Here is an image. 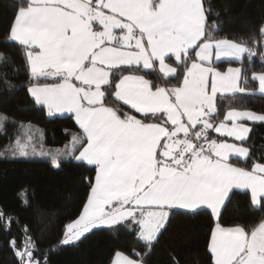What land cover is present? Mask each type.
I'll return each mask as SVG.
<instances>
[{
  "label": "snow or ice",
  "instance_id": "6c2138e0",
  "mask_svg": "<svg viewBox=\"0 0 264 264\" xmlns=\"http://www.w3.org/2000/svg\"><path fill=\"white\" fill-rule=\"evenodd\" d=\"M17 4L9 40L25 48L32 79L58 81L35 84L30 95L47 107L49 115L72 113L82 130V135L72 136L64 153L47 155L55 168L67 154L96 170L82 212L66 225L61 244L129 219L150 244L172 209L206 206L217 219L209 241L212 264H264V222L251 230L219 223L233 188L250 190L252 205L264 206V164L255 163L251 170L236 167L229 162L230 155L248 158L249 150L208 138L214 129L244 141L250 129L239 121L264 122V115L234 109L218 126L211 122L218 115V95L231 94L235 100L237 94H256L241 86L248 80L242 68L219 71L213 62L240 61L245 54L251 62L257 55L254 49L247 42L214 38L212 33L219 28L208 23L211 10L203 0H17ZM260 31L264 35V27ZM260 55L264 60V53ZM171 57L184 68L178 86L161 87L133 74L156 70L158 65L163 77L177 76V68L166 63ZM251 79L258 80L259 94H264V72L253 73ZM109 97L142 118L108 106ZM7 119L0 114V122ZM31 140V135L24 143L17 139L13 154L27 156ZM12 222L9 217L5 226L10 228ZM22 231L27 232V226ZM26 239L21 250L15 248V239L10 241L19 264H40L34 258V243ZM113 264L137 262L117 252Z\"/></svg>",
  "mask_w": 264,
  "mask_h": 264
},
{
  "label": "trees",
  "instance_id": "16d2710c",
  "mask_svg": "<svg viewBox=\"0 0 264 264\" xmlns=\"http://www.w3.org/2000/svg\"><path fill=\"white\" fill-rule=\"evenodd\" d=\"M210 9L209 24L219 30L213 31L216 39L227 38L235 42H247L246 46L257 53L251 60L247 54L240 61L222 60L213 63L219 70L238 65L247 76L248 92H254L258 81L251 79L253 73L264 72V0H203ZM17 0H0V112L8 119L0 131V149L12 145L17 137L32 133L31 142L37 148L62 146L70 137L82 135L72 115L49 116L45 107L35 102L29 93L33 83L55 80L30 77L25 48L9 40V28L13 21ZM190 55L194 58V53ZM178 74L165 78L157 70L139 71L158 86H178L183 79V67L168 59ZM190 63V62H189ZM124 74H129L125 72ZM11 84L14 87L6 86ZM105 103L130 112L137 118L140 114L117 103L109 97ZM218 115L212 123L223 121L230 110H247L264 115V94L218 95ZM250 129L244 141L221 136L209 130L208 138L232 141L249 150L248 158L231 157L235 165L251 169L255 163L264 164V122L244 121ZM27 125V126H26ZM52 161L28 154L25 158H0V264H19L10 241L21 250L28 237L34 243L35 260L40 264H109L115 252H121L142 264H212L209 238L216 217L207 207L196 210L174 208L170 211L165 227L150 244L139 237L138 227L130 221L119 222L111 227H97L86 233L79 241L61 244L65 225L81 212L96 173L95 166L79 162L71 157L62 158L59 168ZM25 200L27 203H25ZM9 217L13 222L9 227ZM18 221V223L16 222ZM264 222V206L254 207L247 189H232L221 209L219 223L224 227L243 226L251 230ZM27 226V232L22 229Z\"/></svg>",
  "mask_w": 264,
  "mask_h": 264
},
{
  "label": "rangeland",
  "instance_id": "374dc122",
  "mask_svg": "<svg viewBox=\"0 0 264 264\" xmlns=\"http://www.w3.org/2000/svg\"><path fill=\"white\" fill-rule=\"evenodd\" d=\"M174 61H175V58L173 59ZM168 61V60H167ZM176 62V61H175ZM170 64V66H172V67H175L171 62L169 63ZM256 74H259V73H256ZM258 81V80H257ZM255 93H259V84H258V87H257V89L254 91ZM47 113H48V111H47ZM65 113V112H64ZM0 114H3V113H1L0 112ZM4 115V114H3ZM48 115H49V113H48ZM55 115H59V116H62V115H66V114H57V113H54L53 115H49V116H55ZM5 122L6 121H4V122H0V131H2L3 130V128H4V125H5ZM27 126V125H26ZM29 135H31L32 136V133H31V130H30V133H24V135L22 134V137L20 138V137H17L16 138V140L14 141V143L12 144V145H5L4 146V148L3 149H0V158H25V157H27V156H24V155H20L19 153H17V154H13L14 153V151H16V147H15V145H16V141H17V139H19L20 140V142L21 143H24L26 140H27V137L29 136ZM73 135H75V132H74V134ZM72 135V136H73ZM72 136L70 137V139L68 140V141H66V143H64L62 146H56V147H46V148H37V146L36 145H34L32 142H31V146H29L28 147V149H27V151H28V154L29 155H31V156H33V157H37V158H45V159H50L51 160V157L49 156V155H47V153H51V154H53V155H55V154H57V153H64L65 151H66V149H65V146L66 145H70V142H71V140H72ZM33 146H34V151H33ZM239 146H241V145H239ZM243 147V146H242ZM79 154V152H76V155H78ZM68 157H70L69 155H65L63 158H68ZM74 159V158H73ZM75 160V159H74ZM52 161V160H51ZM52 164V163H51ZM52 166H53V164H52ZM96 175V174H95ZM95 183V176H94V179H93V182H92V185ZM90 191H91V189H90ZM90 191H89V194H90ZM88 194V195H89ZM87 198H88V196H87ZM86 201H87V199H86ZM86 201H85V203H86ZM200 207H203V206H200ZM83 209V208H82ZM81 212H82V210H81ZM81 212H80V214H81ZM79 214V215H80ZM79 215L75 218V219H73V220H71L70 222H68V223H71V222H73L74 220H76L78 217H79ZM127 221H130V219L129 220H127ZM122 222H124V221H122ZM133 222V221H132ZM67 223V224H68ZM134 223V222H133ZM66 224V225H67ZM66 225H65V228H66ZM101 227H106V226H101ZM137 227H138V233H139V226L137 225ZM64 233H65V229H64ZM64 239V235H63V238H62V240ZM18 250V249H17ZM116 253L117 252H115L114 253V256L112 257V259H111V261H110V263L109 264H113V261H114V259H115V256H116ZM119 253H121V252H119ZM129 258V257H128ZM136 261V260H135ZM137 262V264H142V263H140L139 261H136Z\"/></svg>",
  "mask_w": 264,
  "mask_h": 264
},
{
  "label": "crops",
  "instance_id": "0c3cea01",
  "mask_svg": "<svg viewBox=\"0 0 264 264\" xmlns=\"http://www.w3.org/2000/svg\"><path fill=\"white\" fill-rule=\"evenodd\" d=\"M246 55V54H245ZM244 55V56H245ZM172 59H174L175 57H171ZM244 58V57H243ZM242 58V59H243ZM241 59V60H242ZM216 62H219V61H214L213 63H216ZM166 63H170L169 61H167L166 60ZM170 65V64H169ZM213 67H215V66H213ZM229 67H233V68H236V67H240V66H238V65H234V66H229ZM229 67H227L225 70H219V69H217V70H219V71H226ZM241 68V67H240ZM159 66L157 65L156 66V70H157V72L159 73V75H162L160 72H159ZM40 79H45V78H40ZM46 80H52V79H46ZM56 82H58V81H50V82H43V83H33L32 85H30L29 86V88L30 87H32L33 85H35V84H39V85H43V84H48V83H56ZM159 86H161V87H167V88H172L173 86H167V85H164V84H161V85H159ZM241 86H243L242 85V81H241ZM35 100V99H34ZM122 103V102H121ZM45 107V109H46V111H48V109H47V107L46 106H44ZM230 110H233V109H230ZM134 111V110H133ZM229 111V110H228ZM227 111V112H228ZM238 111H247V110H238ZM227 112L225 113V115L227 114ZM57 114H66V115H72L73 116V118L75 119V117H74V115L72 114V113H68V112H63V113H57ZM225 115H224V117H225ZM259 115V114H258ZM223 121H224V118H223ZM244 121H248V120H242V121H239V123H243L246 127H247V125L244 123ZM249 122H253V121H249ZM256 122H258V121H256ZM220 123V122H219ZM219 123H217L216 125L218 126V124ZM226 123H228L229 124V126H231V122L229 121V122H226ZM78 125V124H77ZM213 130V132H215L214 131V129H212ZM216 133V132H215ZM216 134H219V133H216ZM220 135V134H219ZM227 137V136H226ZM229 138H231V139H235L234 137H229ZM209 140H213V139H211V138H209ZM218 142H227V143H234V142H232V141H218ZM236 144V143H235ZM238 145V144H237ZM239 146V145H238ZM231 157H237L236 155H230V157H229V162L230 163H232L231 161H230V158ZM234 166H236V167H239V166H237V165H235L234 163H232ZM252 169V168H251ZM251 169H246V170H251ZM96 174V173H95ZM233 189H235V188H233ZM237 189H239V188H237ZM249 192H250V190H248ZM203 207H206V206H203ZM214 227H215V225L213 226V228H212V230L214 229ZM234 227V226H233ZM212 230H211V232H212ZM139 234V233H138ZM211 236V235H210ZM209 241H210V238H209ZM124 255V254H123ZM114 256V255H113Z\"/></svg>",
  "mask_w": 264,
  "mask_h": 264
}]
</instances>
